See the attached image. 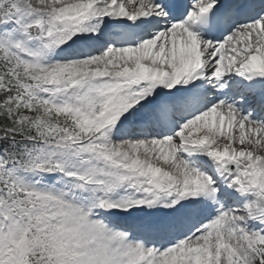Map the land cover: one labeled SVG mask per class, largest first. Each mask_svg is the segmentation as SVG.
<instances>
[{
  "label": "snow or ice",
  "instance_id": "snow-or-ice-1",
  "mask_svg": "<svg viewBox=\"0 0 264 264\" xmlns=\"http://www.w3.org/2000/svg\"><path fill=\"white\" fill-rule=\"evenodd\" d=\"M0 264H264V0H0Z\"/></svg>",
  "mask_w": 264,
  "mask_h": 264
}]
</instances>
